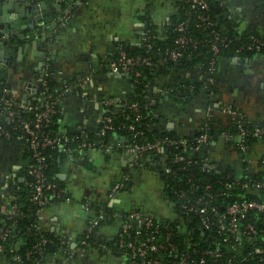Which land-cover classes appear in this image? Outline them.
Listing matches in <instances>:
<instances>
[{
  "label": "crops",
  "instance_id": "crops-1",
  "mask_svg": "<svg viewBox=\"0 0 264 264\" xmlns=\"http://www.w3.org/2000/svg\"><path fill=\"white\" fill-rule=\"evenodd\" d=\"M10 1L9 8L0 7L16 20L0 28V41L5 30L14 34L2 41L0 49V122L13 121L12 106L42 102L40 85L50 68L57 81V133L75 142L66 147L55 172L65 197L38 211L42 230L69 248H55L44 264H129L112 244L124 221L121 215L141 210L155 218L175 216L158 177L163 159L146 155L131 167V156L117 134L109 147L79 144L98 134L102 99L123 101L133 89L128 74H113L103 62L121 44L140 43L151 25L163 39L164 24L179 0ZM221 4L236 31H264V0H221ZM213 73L211 82L203 80L201 94L186 103L172 98L163 86L149 85L144 99L148 116L157 118L152 125L193 139L205 117L221 125L232 119L264 121V53L223 56ZM221 138L210 142L212 156L222 167L238 168L239 139L232 143ZM24 155L20 140L0 137L2 210L13 190L25 182ZM258 156L250 154L251 162ZM123 177H129V186L110 197L111 186ZM89 231L94 241L82 246L80 240ZM0 264H6L1 254Z\"/></svg>",
  "mask_w": 264,
  "mask_h": 264
},
{
  "label": "trees",
  "instance_id": "trees-1",
  "mask_svg": "<svg viewBox=\"0 0 264 264\" xmlns=\"http://www.w3.org/2000/svg\"><path fill=\"white\" fill-rule=\"evenodd\" d=\"M202 2L205 4L204 7L200 4H194L192 0H179L176 3V11L164 24L165 37L163 39L159 38L155 26L151 25L140 43L130 45L123 43L118 46L111 58H115L119 51L122 50L128 56L149 57L151 60V64L136 63L132 70L127 73L133 89L131 94L126 96L123 101L128 104L137 102L140 106L142 117L140 120L135 121V112L132 109L123 106L122 102H113L107 107L106 114L111 117L114 129L106 130L103 135L98 133L96 136L89 138V140L96 143L101 138L103 142L109 144L110 138L117 134L130 140L132 132L127 129V126L134 124L137 129L142 131V138L137 137L135 139L137 142L162 140L164 138L177 141L179 139H187L185 144L165 142L162 151L147 152L137 160L138 164L146 155H156L163 159L161 168L157 169L159 170L158 177L162 181L164 195L171 203L175 216H177L175 219L153 218L155 222H160L161 224L159 231L155 234L154 241L165 245L168 243L173 244L172 252L168 247L167 249L156 250L149 256V258L159 259L160 264H226V259L224 258L214 259L202 254V250L213 247L214 243L218 241L219 232L215 226L210 229H204L198 215L182 206L184 202L187 205H198L202 201L206 207L215 206L221 213L224 206L235 201L264 199V191L262 189L252 186H241L242 182L249 184L252 181L264 182V135L252 136L248 134L241 142L244 150L236 143L241 154L238 168L222 167L210 152V142L217 139L222 133H229L231 138L228 141L233 143L236 135L239 134V124L250 132L255 127L264 125V121L249 124L241 119H232L227 124L221 125L213 117H205L201 121L200 126L202 129L200 133H205L207 140L205 142H197L186 136H179L173 131L157 129L152 125V122L157 121V118H152L147 113L144 93L149 85L163 86L172 98L186 103L192 96L201 94L204 79L207 78L209 80L211 78L209 82L212 81L214 73H209L208 71L212 61H214L215 70L218 60L223 56L231 55V51L237 44L252 37H259L264 40V31H236L230 19L223 14L224 5L221 4V0H202ZM179 26H181V30L178 29ZM179 37L186 39L183 45L176 43V39ZM214 46L218 48L217 53L213 51ZM175 47L181 51V56L175 60H162ZM256 53L263 54L264 51ZM106 63L103 62V64ZM51 71L49 68V74L43 79L46 83L45 86L40 85L41 90H43V96L44 94L52 96L58 94L57 81ZM187 73L190 74L187 75ZM198 74L201 79L196 77ZM31 105L40 107L41 103L36 102ZM10 109L14 112L13 121L9 124L0 122V125L13 133H20V122L34 119V113L17 106H12ZM55 118L54 114L50 125L46 128L54 136L59 135L55 126ZM21 143L24 146V157L26 158L27 167L28 163L31 162L30 152L23 139ZM74 143L70 141L66 143L65 147H73ZM46 153L49 155L45 169L46 177L48 181L55 182L62 188V185L55 177V172L65 152L56 144L49 147ZM252 153H259V156L253 159L254 162L250 160V154ZM178 155L182 159L176 158ZM165 168H169V171L166 172ZM24 173L25 182L13 190L10 198L3 205L4 209L0 208V226L3 230L8 229L10 231L7 238L2 240L4 245L3 253L9 256L12 254L20 255V263L37 262V264H43L45 256L59 247V240L42 230L38 221L40 206L31 199L32 187L30 183L32 178L26 174V171ZM128 178L123 181L124 184L119 192L129 186L130 180ZM226 181L231 184H226ZM179 192H182L183 196H180ZM61 196V198H64L65 194L62 193ZM13 205L15 210L11 208ZM124 219H126L129 226L124 232L120 231L123 236H133L135 230L139 227L138 225H140L142 233L137 236V239L144 238L143 225L137 224L133 220H128V218ZM181 223L188 226V235L183 234L178 227ZM245 224H253L256 228V233L250 235L249 242L245 243V251L242 255L229 254L228 258L234 264H258L259 262H264V253H253L254 245L264 247V239H262V236H264V214L252 211L241 222V226ZM118 236L114 240L118 239ZM42 237L48 238V242L42 243ZM88 240L93 243L94 238L89 237ZM188 240L194 242L193 248L189 246ZM206 240L211 242V244L206 242ZM242 240H245V238H242ZM37 242L40 243V250H35L34 248V244ZM221 244L223 245L224 243L220 241ZM28 252H31L33 256H27ZM182 252L186 255V261L185 263H178L181 257L179 255ZM201 259L204 262H200ZM143 264L153 263L146 262Z\"/></svg>",
  "mask_w": 264,
  "mask_h": 264
},
{
  "label": "built area",
  "instance_id": "built-area-1",
  "mask_svg": "<svg viewBox=\"0 0 264 264\" xmlns=\"http://www.w3.org/2000/svg\"><path fill=\"white\" fill-rule=\"evenodd\" d=\"M194 4H200L202 7L205 4L202 0H192ZM181 30V26L178 27ZM186 39L184 37H179L176 39V43L183 45ZM214 53L218 52V48L216 46L213 47ZM264 51V40L259 37H252L249 40H245L239 44L231 51L233 54L237 56L245 55L249 52H260ZM179 56H181V51L175 47L172 48L166 58L162 59H172L175 60ZM142 62L144 64H151V60L149 57L139 58V57H131L128 56L124 51H119L118 55L115 58H110L108 62L105 64L109 71L113 74H127L129 71L132 70V67L138 63ZM214 70V61L211 62V65L208 67L209 73H213ZM138 74V73H135ZM190 73H187L189 75ZM45 77L48 75L47 72L44 74ZM44 79V78H43ZM211 80V78H209ZM45 81L42 80V86H45ZM43 90H41V93ZM167 92V91H166ZM43 94V93H42ZM113 102H122L123 106H127L128 108L132 109L135 112L134 120H140L142 117V113L140 112V106L137 102L126 103V101H115L111 98H103L102 105L103 111L100 117L98 118L99 128L98 133L103 135L106 130H113L114 125L112 124L111 117L106 114L107 107ZM56 103H57V95H50L44 94L43 100L41 102L40 107L29 105L23 109L32 111L34 113V119L30 121H22L20 122L19 128L20 133H13L11 130H6L0 125V136L7 137V138H16L18 140H24L25 145L30 152L31 162L28 163L25 171L26 174L32 178L30 183L32 190H31V199L35 204L40 206V209L43 206H46L52 203L55 200H59L63 193V188H60L55 182L48 181L45 169L47 165V159L49 155L46 153V150L49 147L55 146L56 144L62 148L63 151L66 150V143L70 142L67 136L62 135H52L51 132L46 129L50 123L52 116L56 112ZM5 107L10 108V102H6ZM14 114V112H12ZM13 116V115H12ZM239 134L236 137L239 139V147L244 150L243 145L241 144L244 137L248 134L252 136H259L264 135V125L255 127L252 131H247L241 124L238 125ZM127 129L132 132V137L130 140L128 138L121 136L122 147L128 152L131 156L130 166L133 167L137 164V160L147 152L156 151L160 152L163 150V145L165 142L178 144L182 143L185 144L187 139H179L171 140L168 138H164L162 140L158 139L155 141H140L137 142L135 139L137 137L142 138V131L137 129L134 124H130L127 126ZM201 126L198 127V133L193 138L197 142H205L207 140V136L205 133H200ZM13 135V137H12ZM225 139H230L231 135L229 133H222L220 135ZM235 137V138H236ZM80 146L83 147H109L110 144L105 143L100 140L96 143L92 140H84L80 142ZM176 158L182 159L181 156H177ZM166 172L169 171V168L164 169ZM127 179V177H123L121 180L115 182L110 189V197H114L123 186V181ZM227 182V181H226ZM226 184H231L229 181ZM242 187L252 186L258 189H262L264 191V182L262 181H252L250 184L247 182L241 183ZM209 187V185H207ZM180 196H183L182 192H179ZM185 209L192 210L195 212L200 221L203 225L204 229H210L213 226L216 227V230L219 232L218 234V241L214 243L213 247H208L202 250L203 255H207L211 258H224L226 259V264H234L232 260L228 257L229 254L232 255H242L245 251V243L249 242L250 235L256 233V228L253 224H245L241 226V222L245 220L252 211L262 212L264 214V199L262 200H242V201H235L223 207L221 213L217 210L215 206H211L210 208L204 205V202L200 201L198 205H187L185 202L182 205ZM12 210H15V206L13 205ZM39 209V210H40ZM122 219L128 218V220H133L137 224L143 225L144 229V238L137 239V236L142 233L141 226L135 230V233L132 235L123 236L120 231L123 232L129 226L124 219L123 224L118 231L115 239L112 241V244L118 247L127 257L129 264H143V263H150L153 264H160V260L157 258H149L151 254L160 249H167L170 248L172 252L173 244H162L159 242L154 241L155 234L159 231V227L161 226L160 222L154 221V216L145 214L141 210L125 212L121 215ZM177 216H174L175 219ZM178 227L181 229L183 234H189V229L186 224H180ZM8 229L3 230L0 226V254L2 255L3 259L6 261V264H24L20 263L21 256L18 254L12 255H5L3 253L4 245L2 240H5L8 236ZM89 233H85V235L81 238L80 244L82 246H89L90 242L88 240ZM189 237V236H188ZM245 238V240H242ZM264 239V236H262ZM220 241L224 244L220 245ZM42 243L48 242V238L42 237ZM206 242L210 243L206 240ZM194 242L188 240L189 246H193ZM40 243L37 242L34 244L35 250H40ZM69 248V244H66L64 241H59V247L65 246ZM253 253L261 254L264 253V247L260 245L253 246ZM27 256L31 255V252L27 253ZM180 259L178 263H185L186 255L182 252L180 253ZM263 259V258H262ZM14 262V263H13ZM200 262H204L203 259ZM26 264H37V262H29ZM44 264V262H43ZM258 264H264V262H259Z\"/></svg>",
  "mask_w": 264,
  "mask_h": 264
},
{
  "label": "water",
  "instance_id": "water-1",
  "mask_svg": "<svg viewBox=\"0 0 264 264\" xmlns=\"http://www.w3.org/2000/svg\"><path fill=\"white\" fill-rule=\"evenodd\" d=\"M4 1L5 0H0V7H1V9L2 8H9V6H12L13 5L12 4V1H10V0L9 1H6V3L3 4ZM66 1H70V0H66ZM40 8H43V7H40ZM6 10L5 9L2 10L3 16H1L2 15V12H0V28H3V26H5V25L7 27L8 24H12L13 22L16 21V20H14V18L9 17L7 15ZM37 18H39V15L37 16ZM8 35L14 36V34L12 32L10 33V31H8V30L3 31V38L4 39L2 41H4L5 39H7L8 38ZM2 41H0V49H1V46H2ZM222 140H224V138H221L220 139V141H222Z\"/></svg>",
  "mask_w": 264,
  "mask_h": 264
}]
</instances>
